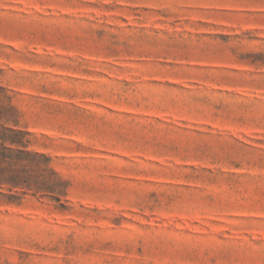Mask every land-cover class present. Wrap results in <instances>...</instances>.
Here are the masks:
<instances>
[{
    "label": "rangeland",
    "instance_id": "374dc122",
    "mask_svg": "<svg viewBox=\"0 0 264 264\" xmlns=\"http://www.w3.org/2000/svg\"><path fill=\"white\" fill-rule=\"evenodd\" d=\"M0 70L70 184L0 264H264V0H0Z\"/></svg>",
    "mask_w": 264,
    "mask_h": 264
},
{
    "label": "trees",
    "instance_id": "16d2710c",
    "mask_svg": "<svg viewBox=\"0 0 264 264\" xmlns=\"http://www.w3.org/2000/svg\"><path fill=\"white\" fill-rule=\"evenodd\" d=\"M14 111L11 96L0 84V189L6 187L9 197L20 190L22 194L47 193L59 200L69 182L49 166L47 155L29 148V132L18 128Z\"/></svg>",
    "mask_w": 264,
    "mask_h": 264
}]
</instances>
